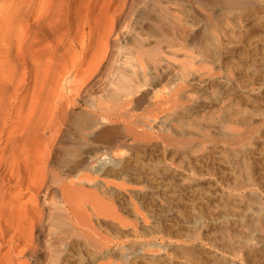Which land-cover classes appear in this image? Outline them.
Listing matches in <instances>:
<instances>
[{
  "label": "bare ground",
  "instance_id": "bare-ground-1",
  "mask_svg": "<svg viewBox=\"0 0 264 264\" xmlns=\"http://www.w3.org/2000/svg\"><path fill=\"white\" fill-rule=\"evenodd\" d=\"M201 1L226 10L215 17L220 16L231 38L243 30L242 11L259 28L247 41L253 60L240 100L232 98L238 83L227 74L218 91L205 88L201 95L191 94L188 86L203 87L213 78L193 70L194 60L170 63L178 68L177 83L164 92L159 87L166 73L163 68L160 74L152 71L136 77L134 58L128 57L103 98H90L77 113L81 94L108 60L106 38L113 33L125 1L110 12L112 0H0V264H264V65L258 67L254 61L259 52L264 55V0ZM180 2L178 18L185 33L189 3ZM206 9L199 12L203 24L185 35L197 44L202 31L209 30L211 47L206 43L201 51L219 61V37L214 29L220 25ZM161 10V17L172 24V15ZM229 20L234 24L228 25ZM66 62L76 70L84 64L81 77L66 82ZM130 100L151 114L162 115L153 126H166L188 139L219 137L231 149L228 174L236 193L229 205L217 203L203 209L202 219L209 223L198 224L197 234L204 236L207 250L193 246L196 238L191 235H184V243L175 245L171 240L157 241L155 230V234L139 231L136 220L119 219L118 224L131 228L128 232L98 230L102 220L93 215L106 200L92 188L96 182L90 172L109 178L139 174L125 167L118 150L135 149L140 138L135 128L111 118L117 109H122L117 116L126 113ZM56 149L60 156L55 157ZM74 173L80 177L73 179ZM110 180L98 181L105 184L100 187L102 196H112ZM14 185L30 191L32 206L39 198L43 203L50 192L51 212L36 213L30 207L24 209L22 202H13ZM160 190L165 194L166 188ZM168 196L162 195L161 201L174 208L177 203Z\"/></svg>",
  "mask_w": 264,
  "mask_h": 264
},
{
  "label": "rangeland",
  "instance_id": "rangeland-1",
  "mask_svg": "<svg viewBox=\"0 0 264 264\" xmlns=\"http://www.w3.org/2000/svg\"><path fill=\"white\" fill-rule=\"evenodd\" d=\"M122 1H125V3L115 21L114 31L109 35L111 38H109V36L106 38L107 46L109 45L110 48L108 60H106L107 62H105V65L99 68L100 71L98 70L94 73L90 83L86 86L87 89L85 90V93H82L83 91L81 92L82 94L80 93L82 99H79L80 102L78 101L75 112L81 113L86 107V101L90 98L94 100H96V98H103V95L108 88L110 89L112 87L111 81L114 79L116 73L119 72L120 65L125 58L128 57H132L134 60L136 59L135 61L132 59L136 77L152 71L153 74H160V68H163L166 73L159 87H163V90L165 88L164 92L168 91L166 89L173 87L177 83L176 73L178 72V68L173 64H176L183 59L188 61L194 60V64L191 65V67L194 68L193 70L197 68V73H200L204 77L212 76L213 78L211 77L212 80L210 79V81H208L203 87L197 86L196 84L188 86V91H191V94L201 95L206 89H216L218 91L226 81L223 76L228 75L231 78L234 76L233 80L238 83L234 86L232 98L234 100H240L243 93L246 92L245 90H247V88H243L242 85L247 79V70L251 67L250 64H252V61L250 60H253L249 49H247V41L252 31H259V28L248 19L247 11H242V32L236 33V37L234 36L231 38L229 37L230 30L225 29L226 24H222L220 16L219 18L217 17L218 19L215 17V15L218 16L219 13L222 15L226 10L222 8L220 9L215 4H202V1L200 2V0H188V15L185 18L186 34L187 32L189 33L191 29H194L195 26L200 25L201 23L203 24L204 20H202L203 17L200 18L199 12L205 10L206 7L208 9H206V11L211 10L213 12L211 13V17H215L213 19L220 25L217 24L219 27L217 28L216 26L214 29L218 34L219 45L221 47L218 46L221 50L217 47L219 51L216 49L220 57L219 61H216L210 57L209 53H207V56V54L205 55V53H202L201 51V46H205L206 43L207 46H209V49L211 47L209 30L202 31L200 40L197 44L188 41L185 33L182 32L178 18L180 15V0H112L110 12L116 10ZM158 9H162L161 11L165 10L164 12L166 13L169 12L167 14L172 15L171 20L173 23L170 24L168 20H164ZM219 10L220 12L216 13V11ZM164 12H162V14ZM233 24L234 21H228V25L231 26ZM225 32L227 34H225ZM159 52L161 53L160 55ZM157 54L159 56H157ZM151 57L156 60L158 58L156 63L154 62L156 65L153 63ZM86 58H88V56ZM166 60H169V63ZM254 61H256L258 67L263 66L264 55L259 52L257 57L255 56ZM170 63L173 64L170 65ZM66 64V82L78 79L85 71L84 64L79 70H76V68L71 66V63L69 62H66ZM156 66L157 69L153 70ZM217 75L220 76L217 78ZM66 82L65 84L67 85ZM127 105V112L129 111L130 115L125 111V115L122 113V115L118 114L119 116H117V113L122 110L120 108L121 110L117 109L118 111H113L114 114L116 113L115 115L111 113L114 115L111 118L114 121H121L123 124H128L132 129L135 128L134 130H136L135 132H137L138 138H140V144H138L135 149L124 147L118 151H122L121 159L124 160L125 167L127 165L133 170L135 168V171L139 174L137 177L136 175L135 177L131 175H129V177H121V175H119L121 178L110 176V178L112 177L110 180L109 177L98 174L93 170L90 172L94 181L93 183L96 182L95 187L92 188H94L95 191L97 190L96 192L102 197L103 201L106 200L103 202L101 210H98L103 212V214L97 211V213L93 215L96 217L94 219L102 220L100 223L102 227H98V230L101 231V229H103V232L106 231L107 233H114L116 231L122 233L128 232L131 228L122 224L120 225V223L118 224L119 219L123 222L136 220L140 223V227L138 228L139 231L153 233L155 230L157 241L171 240L175 245L184 243V235H191L196 238L195 241L191 242L193 246L207 250V242L205 241L204 236L199 233L197 234L199 231L198 228L202 226V224L208 225L209 223L207 218L202 219L203 209L217 203L219 205H229L232 199L231 197L234 195L233 193H236L231 189L232 179L228 174V168L230 165L227 163L232 154L231 149L226 148L219 137H212V140L210 138L205 141L202 139H188L187 136L185 137L184 135L180 136L179 134H175L172 129L167 128L166 126H153L151 124L159 120L160 113L156 112L158 115H154L155 112L154 114H151L153 112L134 103L133 100L132 102L131 100L127 101ZM154 117L156 119H154ZM121 123H119V125H121ZM54 153L56 155H53L57 157L60 156L61 151L56 149ZM111 158H116V156H111ZM202 173L205 175V179L203 180ZM79 177V174L74 173L73 179ZM109 180L113 182L108 184L110 189L113 188L112 190L114 191H110V194H112V192L113 194L112 196L107 195V197L103 194V197L100 190L105 184L102 185L101 183ZM98 181L102 182L100 183ZM98 183L99 185H96ZM115 183L116 185L114 186L113 184ZM228 186H230V188ZM127 187L129 188L127 189ZM156 188L158 189L157 191L155 190ZM161 188H166L165 194L164 192L161 193ZM25 189V187H19L16 185L11 187V190L14 193L11 196L13 197L12 201L19 204L22 202L24 209L25 207L27 209L30 207L36 213L39 211H44V213L51 212L48 203L50 192L47 193V198L43 203L42 198H39V200L37 199L38 202H36V205L32 206L31 203L34 202L29 199L30 191ZM153 191L155 192L154 194L152 193ZM157 194L158 196H155ZM162 195H169L168 197H171L176 201V206L174 208L165 207L163 204L164 202L161 201ZM42 208L43 210H41ZM100 213L101 216H99ZM143 224H146L144 225V228L147 227V229L142 228ZM179 238H181L183 242ZM4 248L5 246L2 247V249ZM45 259L48 260V257H45Z\"/></svg>",
  "mask_w": 264,
  "mask_h": 264
}]
</instances>
